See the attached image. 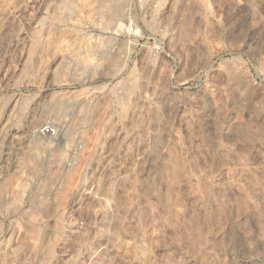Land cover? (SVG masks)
I'll return each instance as SVG.
<instances>
[{
    "label": "rangeland",
    "instance_id": "1",
    "mask_svg": "<svg viewBox=\"0 0 264 264\" xmlns=\"http://www.w3.org/2000/svg\"><path fill=\"white\" fill-rule=\"evenodd\" d=\"M96 1L0 0V264H264V0Z\"/></svg>",
    "mask_w": 264,
    "mask_h": 264
},
{
    "label": "bare ground",
    "instance_id": "2",
    "mask_svg": "<svg viewBox=\"0 0 264 264\" xmlns=\"http://www.w3.org/2000/svg\"><path fill=\"white\" fill-rule=\"evenodd\" d=\"M81 1V0H80ZM96 1V0H95ZM109 1H111V0H109ZM125 1H127V0H125ZM57 2V1H56ZM93 2V1H92ZM97 2V1H96ZM113 2V1H112ZM122 2V1H121ZM66 3V2H65ZM83 3V2H82ZM106 3V2H105ZM118 3V2H117ZM129 3V2H128ZM86 4V3H85ZM103 4H104V2H103ZM108 4V3H107ZM110 4H112V3H110ZM119 4V3H118ZM74 5V4H73ZM96 5V4H95ZM97 5H98V3H97ZM102 5V4H101ZM125 5V4H124ZM61 6V5H60ZM68 6V5H67ZM81 6H83V5H81ZM93 6V5H92ZM122 6V5H121ZM103 7V6H102ZM106 7H107V5H106ZM109 7V6H108ZM124 7V6H123ZM90 8H91V6H90ZM104 8V7H103ZM85 9V8H84ZM86 9H88L87 7H86ZM111 9V8H110ZM90 12V11H89ZM95 12V11H94ZM111 12V11H110ZM125 12V11H124ZM102 14H103V12H101ZM119 11L117 12H115V13H113L112 15H113V17L114 18H112L113 20H110V22L109 23H111L112 25H115L116 24V22H117V17L119 16ZM126 13V12H125ZM124 13V14H125ZM98 14V13H97ZM96 14V15H97ZM121 14V13H120ZM91 15V14H90ZM123 15V14H122ZM101 16V15H100ZM117 16V17H116ZM124 16V15H123ZM84 18V17H83ZM89 18V17H88ZM107 18V17H106ZM109 18V17H108ZM120 18V17H119ZM123 18H125V16L123 17ZM101 19V18H100ZM103 19H105L104 17H103ZM103 19H102V21H103ZM64 20V19H63ZM80 20V19H79ZM108 20V21H109ZM119 20H121V19H118V21ZM123 20V19H122ZM126 20V19H125ZM125 20H123V21H125ZM58 21V20H57ZM84 22H85V20H83ZM89 21V20H88ZM92 21V20H91ZM94 21V20H93ZM111 21H113V22H111ZM70 22V21H69ZM70 23H72V22H70ZM74 23V22H73ZM76 23V22H75ZM110 24V25H111ZM118 25H120L119 24V22L117 23ZM96 27V26H95ZM103 27H105V25L103 26ZM110 27V26H109ZM112 27H115V26H112ZM117 27V26H116ZM119 27V29H125V27L124 28H120V26H118ZM71 31V30H70ZM117 31V30H116ZM115 31V33H117ZM121 31H123V30H121ZM127 31V30H126ZM137 32H139V31H137ZM67 33V32H66ZM80 33V32H79ZM124 33V32H123ZM122 34V33H121ZM58 35V34H57ZM89 35V34H88ZM99 35V34H98ZM94 36V35H93ZM76 37V36H75ZM87 38H88V36H87ZM99 38H101L100 36H99ZM62 40V39H61ZM93 40V39H92ZM99 40V39H98ZM90 41V40H89ZM88 41V42H89ZM87 42V43H88ZM130 42V41H129ZM42 43V42H41ZM50 43V42H49ZM44 44V43H43ZM42 44V45H43ZM49 45V44H48ZM128 45V44H127ZM124 46H125V44H124ZM105 48V47H104ZM88 49V48H87ZM93 49V48H92ZM88 51V50H87ZM121 54V53H120ZM126 54V53H125ZM122 55V54H121ZM94 56V55H93ZM125 57H127V55L125 56ZM98 58V57H97ZM96 58V59H97ZM113 58V57H112ZM55 59V58H54ZM92 59V58H91ZM119 60H120V58H118ZM126 59V58H125ZM86 60V59H85ZM108 60V59H107ZM61 61V60H60ZM91 61V60H90ZM88 62V61H87ZM92 62V61H91ZM91 62H89V63H91ZM100 62V61H99ZM125 62V61H124ZM60 64V63H59ZM102 64V63H101ZM55 65V64H54ZM86 66V65H85ZM86 68V67H85ZM111 68V67H110ZM76 70V69H75ZM61 71V70H60ZM65 72V71H64ZM79 72V71H78ZM95 77V76H94ZM59 106V105H58ZM56 107V106H55ZM83 118V117H82ZM78 119V118H77ZM76 123V122H75ZM34 126H35V123H31V125L28 127L29 129L30 128H34ZM34 134H32V135H34L33 137L34 138H36L35 139V144H36V146L37 147H42V146H45V145H48V146H50V144H53V141H52V139L50 140V139H47L46 137H44V135L43 134H41L40 133V130H39V132L37 131L36 133L35 132H33ZM59 134V133H58ZM48 136V135H47ZM55 136H57V134L55 135ZM50 137H52V136H50ZM47 146V147H48ZM70 150V149H69ZM55 151V150H54ZM52 152V151H51ZM57 152V151H56ZM78 155V154H77ZM62 162V161H61ZM59 163V162H58Z\"/></svg>",
    "mask_w": 264,
    "mask_h": 264
},
{
    "label": "built area",
    "instance_id": "3",
    "mask_svg": "<svg viewBox=\"0 0 264 264\" xmlns=\"http://www.w3.org/2000/svg\"><path fill=\"white\" fill-rule=\"evenodd\" d=\"M40 133L43 135L53 136L55 135L56 132L55 129H53L52 127L45 126L40 130Z\"/></svg>",
    "mask_w": 264,
    "mask_h": 264
}]
</instances>
